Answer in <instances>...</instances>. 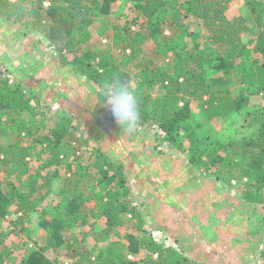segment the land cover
Returning <instances> with one entry per match:
<instances>
[{"label": "trees", "instance_id": "obj_1", "mask_svg": "<svg viewBox=\"0 0 264 264\" xmlns=\"http://www.w3.org/2000/svg\"><path fill=\"white\" fill-rule=\"evenodd\" d=\"M118 1L19 0L12 3L0 0V23L11 27L9 32L16 39L41 33L54 46L62 68L73 70L94 85L116 74L127 78L138 89L139 126L156 128L163 143L187 155L192 167L205 172L208 177L211 174L228 190L236 180L239 203L255 205L253 213L264 216V105H249L255 94H262L264 98V0H245L249 15L234 18L226 16L233 0H128L136 12L132 23L142 17L147 20L146 28L140 26L139 31L128 35L131 39L127 40V48L137 60L134 73L104 57L92 63L84 50L91 39L90 27L95 19L100 14L113 13ZM45 2L49 4L45 5ZM159 13L170 21V33L178 38L168 37L165 42H160ZM187 16L201 19L208 30L205 45L197 39L198 35L191 39V47L187 45ZM127 26L130 27V22ZM149 40L157 43L151 54L143 47ZM156 55H161V60H157ZM10 80L0 69V126L9 111L14 112L11 122L17 125V129L9 132L11 142H0V171L9 178L7 184L0 182V220L7 219L13 212L12 206L21 214L18 219L21 224L40 210L45 194L38 196L39 180L28 181L32 186L29 192H16L18 182H22L30 170L27 158L40 159L48 151L53 154V159L59 160L62 153L56 148H65L61 145L63 140L70 144L71 134L75 133L72 128H79L81 118L83 124L90 127V139L99 143L92 148V165L84 166L88 178L93 181L91 195L77 186L79 173L74 172L68 179V188L61 192L66 199L63 198V209L41 210L39 223L47 231L46 245L16 260L10 247H2L10 233L0 232V264L8 261L10 264H59L47 251H58L64 246L74 253V260L67 264H225L223 258L216 262L203 254V260L201 257L192 259L172 247H164L151 237H144L140 243L129 233H126L128 242L124 249L115 242H110L98 253L94 248L86 249V240L80 239L76 230L88 223L90 213L96 218L102 217L110 228L124 225L130 209L128 202L119 196L131 194L126 181L139 173L147 175L148 167L134 152L130 155L138 165L136 169L108 154L100 143L108 129L105 121L99 113L73 103L64 95L59 97L70 103L71 110L81 114L68 111V114H62L57 127L47 134H38L34 128L36 105L32 103L36 93L32 91L27 96L19 85L13 87ZM235 86L239 88L234 95L232 88ZM84 113L91 116L86 119ZM236 114L243 116L239 120L241 123L236 121V125L250 128L249 134L222 143L210 124L214 119H233ZM87 136L83 135L79 140L88 142ZM46 165L51 162L46 161ZM89 168H95L99 174ZM120 187L125 191L119 192ZM91 203L95 206L89 211L88 204ZM259 225H264V217ZM261 244L264 258V240ZM143 248L148 253L145 257L139 255Z\"/></svg>", "mask_w": 264, "mask_h": 264}, {"label": "rangeland", "instance_id": "obj_2", "mask_svg": "<svg viewBox=\"0 0 264 264\" xmlns=\"http://www.w3.org/2000/svg\"><path fill=\"white\" fill-rule=\"evenodd\" d=\"M9 1L17 3L19 0ZM131 3L128 0H119L114 4L113 13L100 14L91 25L92 36L85 44L84 50L92 63L104 57L114 60L130 72L136 71L137 60L127 48V40L131 39L128 35L139 31L142 28L140 26L146 28L147 20L142 17L132 23L136 12ZM48 4L49 2H45V5ZM247 11L245 0H233L226 16L246 17L249 15ZM160 14V42H165L168 37L178 38V35L170 33V21ZM185 20L188 26L187 45L192 46L191 39L195 35H198L197 39L205 45L209 33L201 19L187 16ZM128 22L130 27L127 26ZM10 29L11 27L0 23V69L11 79L13 87L19 85L27 96L32 91L38 95L32 98L37 111L34 125L36 132L49 133L59 125L62 114H68V111L81 114L71 110L70 103L59 97L64 95L73 103L99 113L105 121L108 129L104 131L105 136L100 143H103L108 154L119 161L124 160L128 167L136 169L138 165L130 155L134 152L148 167L145 171L147 175L139 173L137 177L126 181L131 194L119 196L128 202L130 209V213L124 218V225L110 228L102 217L96 218L89 212L88 223L76 230L79 238L86 240V249L94 248L98 253L106 249L110 242L118 243V247L124 249L128 242L126 233H129L140 243H143L144 237H151L164 247H172L192 259L203 254L216 262L223 258L225 264H262L264 258L261 256V243L264 240V229L259 227L264 225H259V222L264 216L253 213L255 205L239 203L240 199L237 198L240 194L235 188L236 180L232 181L233 187L228 190L226 185L213 179L211 174L208 177L205 172L192 167L188 163L187 155L161 141L156 128L139 126L132 132L123 131L108 108L90 95V87L94 84L73 70L62 68L54 46L41 33L35 32L22 39H16L14 34L9 32ZM245 39L249 40L248 37ZM155 46L157 43L152 40L143 44L149 54ZM161 57L156 55L157 60H161ZM211 73L209 70L208 74ZM238 88H232L234 95L238 93ZM193 105L198 108L196 102ZM249 105L263 106V95L255 94ZM13 115L14 112L9 111L4 117V124L0 126V142H11L9 132L17 129V125L11 122ZM83 116L88 119L91 115L84 113ZM242 117V114H236L233 119H214L210 128L218 132L222 143L241 138L250 131V128L236 125V121ZM81 120L79 128H72L75 133L71 134L70 144L63 140L61 145H65V148H56L62 153L59 160L53 159V154L48 151L44 152L40 159L27 158L30 170L22 182H18L16 192H29L32 186L28 181L36 179L41 185L38 196L41 193L45 196L42 198L39 212L33 213L24 224L18 222L21 214L15 212V206L11 207L13 212L7 219L0 220V232L10 233L2 247H10L11 255L16 260L31 250L46 245L47 231L39 223L41 210L45 208L54 212L63 209L62 202L65 197L61 192L68 188V179L74 172L79 173L80 181L77 186L88 196L91 195L93 181L88 178L84 166L92 165V148L99 142L90 139V127L83 124V118ZM76 122L79 124L78 120ZM83 135L87 136L88 142L79 140ZM46 161L51 162V165L47 166ZM89 170L99 174L95 168ZM225 171L228 169L225 168ZM8 180L6 174L0 171L2 185L7 184ZM119 190L122 193L125 188L120 187ZM88 205L89 211L95 206L92 203ZM238 208L239 210H236ZM47 254L59 264L74 260V253H70L67 246L58 251L49 249ZM147 254V249L143 248L139 255L145 257ZM128 257L134 258L132 255ZM201 259L203 260L202 257ZM5 264H10V261Z\"/></svg>", "mask_w": 264, "mask_h": 264}, {"label": "clouds", "instance_id": "obj_3", "mask_svg": "<svg viewBox=\"0 0 264 264\" xmlns=\"http://www.w3.org/2000/svg\"><path fill=\"white\" fill-rule=\"evenodd\" d=\"M90 95L108 108L123 131L132 132L139 127V93L127 78L119 74L113 75L103 83L91 86Z\"/></svg>", "mask_w": 264, "mask_h": 264}, {"label": "built area", "instance_id": "obj_4", "mask_svg": "<svg viewBox=\"0 0 264 264\" xmlns=\"http://www.w3.org/2000/svg\"><path fill=\"white\" fill-rule=\"evenodd\" d=\"M13 1H16V0H13ZM12 2V1H11Z\"/></svg>", "mask_w": 264, "mask_h": 264}]
</instances>
